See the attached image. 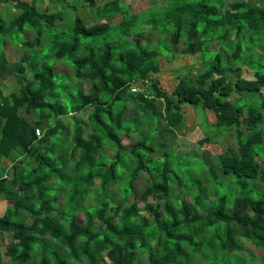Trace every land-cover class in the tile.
Segmentation results:
<instances>
[{
    "label": "trees",
    "instance_id": "16d2710c",
    "mask_svg": "<svg viewBox=\"0 0 264 264\" xmlns=\"http://www.w3.org/2000/svg\"><path fill=\"white\" fill-rule=\"evenodd\" d=\"M58 1L43 8L38 0H0V7H13L7 18L0 10V52L6 59L7 43L22 52L19 92L4 94L0 84V194L7 201L0 234L10 236L5 254L12 264H264V168L257 160L264 159V99L229 100L233 85L260 95L264 88V2L162 0L135 10L124 0H85L97 10L88 23L68 0ZM115 16L121 20L112 22ZM155 30L159 41L152 43ZM213 41L227 50L226 59L209 48ZM181 42L183 54H202L205 68L181 74L174 98L160 86L159 56H174ZM60 62L70 75L55 69ZM240 64L255 76L229 79ZM139 83L142 90L134 91ZM157 99L171 127L185 122L182 107L191 105L215 112L218 133L237 132L238 153L229 148L215 164L203 162L201 172L215 180L203 184L189 164L193 157L154 155L157 127L128 142L143 127L141 106L156 124ZM130 101L135 114L128 122ZM210 139L209 133L200 143ZM173 170L185 193L172 195ZM142 171L150 183L137 195Z\"/></svg>",
    "mask_w": 264,
    "mask_h": 264
},
{
    "label": "rangeland",
    "instance_id": "374dc122",
    "mask_svg": "<svg viewBox=\"0 0 264 264\" xmlns=\"http://www.w3.org/2000/svg\"><path fill=\"white\" fill-rule=\"evenodd\" d=\"M39 3L43 8L50 7L51 4H58L59 1H51V0H38ZM98 2L101 0H97ZM225 2L226 7L229 6L230 3L237 2V1H248L250 3H262L264 0H222ZM68 2L76 8V10L82 15L84 20L88 23H91L93 21L97 20V10L95 6H89L86 4L85 0H68ZM153 2H157L160 4L162 0H124V3L128 4L130 7L136 9H142L147 7ZM2 16L4 18H7L10 14V12L13 10V7L10 5L2 4L0 7ZM64 14L65 16L72 17L74 13L72 11H66ZM112 22H118L121 20V16H115L114 18H111ZM71 21V20H70ZM64 23H67V20L65 19ZM159 31L155 30L150 34V39L152 43H156L159 41ZM33 33L28 32L27 37H32ZM166 40H169V36L165 37ZM13 44V43H12ZM183 47V42H181L179 45L173 46L172 51L175 54L174 56L172 54H166V55H160L159 56V64H160V72L157 74L160 78V86L161 88L165 89L169 92L172 97L176 98L172 94L173 89L176 87V85L179 82V76L181 74L186 75H195L203 70L205 68L202 54H192V55H185L181 52V48ZM256 47L260 48L259 45ZM210 49H218L222 53L223 58H227V50L221 46V43L218 41H213L209 45ZM264 50V48H262ZM5 52H6V59L2 55V52H0V84L2 86L4 94H9L11 92H19L18 90V81H17V75L18 74V65L19 60L21 58L22 52L15 47L11 46L9 43L5 46ZM245 58H249L250 56L248 54L244 55ZM239 67V70L235 67L232 69V72L228 74L229 79H235L236 76L241 75L242 77L246 78H253L254 71L249 67L248 64H240L236 65ZM55 69L58 72H64L68 75L72 73V69L70 66L65 64L64 62H60L56 64ZM153 76V74H150ZM156 75V74H155ZM73 84V82H71ZM142 83V82H141ZM141 83H139L141 87ZM148 83H145V87H147ZM88 83L85 84L84 88L87 89ZM142 88V87H141ZM234 92L229 97V100L231 102H236L238 99H241L242 97L247 98L249 100H253V103L259 102L260 99H264V88L262 90V93L258 92H251V91H245L240 90L237 88L236 85H233ZM50 96V95H49ZM129 110L125 114V120L130 122L135 114V103L133 101L127 102ZM158 112L161 115L160 118L157 120L156 124L153 125L152 121L150 120V117L152 113L146 108L145 106H141L137 113H138V121L143 124V127L141 130H133L129 134L128 142L132 143L134 140H138L142 137H150L152 136V129L153 127H157L158 131L153 133L152 136V142L154 143L156 147V152L153 154L156 156H160L162 160L166 158L167 153L175 152L177 155L190 159L192 158V162L189 163L192 166H196V169L201 172L205 165H203V162H205L207 165H213L215 164V156L225 151L229 148H231L235 153H238V136L237 132L232 129L226 134H221L215 131V127L212 126L217 121V116L215 112L212 109H201V108H194L191 105H183L182 109L185 116V122L183 124H180L175 127H171L167 124L166 119L164 117V100L157 99L155 102ZM141 105V104H140ZM26 117L30 121H33L37 118V115L35 113H24ZM82 117L83 119H87V117L84 114L78 115ZM212 126V127H210ZM242 129L245 130V120L242 118ZM214 130V131H212ZM211 134L210 141L206 142L205 144H201L200 140L207 135ZM104 149L107 150L109 153L112 152V146L111 145H104ZM130 147L123 148V150H128ZM115 153L110 155L111 158H114ZM194 155V156H193ZM160 158V159H161ZM183 160H185L183 158ZM258 162L261 164V166L264 168V159H260L257 157ZM1 165L5 166L9 171H12L13 169V163L10 161V159H3L1 161ZM19 163V161H17ZM32 165L35 164L34 161L31 162ZM207 168V167H206ZM194 169V173L196 176L201 175V181L203 184H207L208 181L215 180L212 176V174L206 170L201 172L199 174L198 171ZM219 173L221 172L220 169H218ZM150 177L151 174L147 172H140L139 178L136 182V193L137 195H140V193L143 191L145 186H147L150 183ZM171 187H172V195H176L179 192L185 193V187L183 184L182 179L176 174L175 170L171 172ZM187 179H195L191 173H187L186 175ZM223 179H231V177H223ZM231 189H235L234 187H230ZM229 187L225 188L227 190L230 189ZM213 189V187H211ZM56 191V190H55ZM59 196H60V202L64 201L63 198V190H57ZM31 196L33 197L34 202L38 200V196L36 191L30 192ZM210 199L213 200L212 193L209 194ZM1 198V196H0ZM119 197V194L117 196ZM154 200L159 199L161 200V195L155 196L153 198ZM151 198V201L153 200ZM4 206L0 207V214L4 211ZM204 212V210L202 211ZM218 227H221L220 223H217L212 226V229H216ZM241 230H244V227L239 226ZM4 238V239H3ZM10 236L8 234L4 235L3 237L0 235V261L6 260L8 262L6 264H12V262L9 260V257L5 254L6 248L4 244L6 243L4 240H9ZM244 243L249 244V240L247 238H242ZM4 255V256H3ZM146 257V255H144ZM0 262V264H2Z\"/></svg>",
    "mask_w": 264,
    "mask_h": 264
},
{
    "label": "crops",
    "instance_id": "0c3cea01",
    "mask_svg": "<svg viewBox=\"0 0 264 264\" xmlns=\"http://www.w3.org/2000/svg\"><path fill=\"white\" fill-rule=\"evenodd\" d=\"M3 159H6V158H2V160L1 161H3ZM2 163V162H1ZM3 165V164H2ZM0 196H1V198H0V207L1 206H4L5 208H4V211L0 214V217L4 214V212H5V210H6V207H7V201H6V199H5V197L3 196V194H0ZM1 235V234H0ZM2 237H3V235H1ZM4 239V238H3ZM5 241V240H4ZM4 246H5V244H4ZM4 256V255H3ZM1 263L3 262V261H0ZM8 262V260H6L5 262H4V264H6ZM3 264V263H2Z\"/></svg>",
    "mask_w": 264,
    "mask_h": 264
},
{
    "label": "built area",
    "instance_id": "2783aa9c",
    "mask_svg": "<svg viewBox=\"0 0 264 264\" xmlns=\"http://www.w3.org/2000/svg\"><path fill=\"white\" fill-rule=\"evenodd\" d=\"M133 90H134V91H141L142 88H141L139 85H138V86L135 85V86L133 87ZM38 134H40L39 131H38Z\"/></svg>",
    "mask_w": 264,
    "mask_h": 264
}]
</instances>
